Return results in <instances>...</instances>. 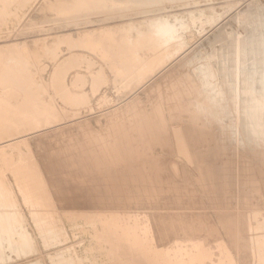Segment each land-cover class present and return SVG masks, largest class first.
<instances>
[{"label":"rangeland","instance_id":"obj_1","mask_svg":"<svg viewBox=\"0 0 264 264\" xmlns=\"http://www.w3.org/2000/svg\"><path fill=\"white\" fill-rule=\"evenodd\" d=\"M43 1L44 0L0 1V29L4 25L5 17L8 15L6 12L8 7L11 6L12 9L21 13V19L17 26L15 25L13 28L0 33V130L2 129V133L0 132V148H4L0 152V158H2L0 159V176H3L4 173L2 172H7L6 175L8 178L7 180L5 177L6 175L3 176L4 178L1 176L0 182L5 179L4 182H7V188L11 185L9 186L11 188L6 190V187H4L6 184L3 182L0 183V189H2L0 190V198H2L0 201L2 203H0L2 205H0V214L2 210L5 213L8 211L11 212L10 214L9 212L8 214L2 212L6 217L2 214V216L0 215V231L2 230L4 232L3 234L2 231L0 233V238L2 239L4 237L2 239L3 241L0 239V264H21L35 257L37 258L38 255V257L45 260H42L43 263L39 261L40 263L37 264H52V258L50 255L47 256V252H55L59 247H42V242L39 238L41 225L33 219V214H31L35 207L32 203H34L35 200L34 205L37 204L36 206L40 205L42 202L46 205L50 202L49 204H51L53 208L57 207V209H53L55 211H53L54 214H50V216H52L50 218H54L58 213L62 218L66 216H69L68 218L74 216L72 218L77 220L83 218L84 220L86 219L85 221H87L91 227L93 226L92 228L99 234H104L106 231H110L111 233L119 235L132 234L133 236L138 235L141 237L142 235L143 237V235L149 230L154 218L169 223L174 220L183 219L184 226L181 227V231L183 232L169 237L170 239H167L169 242L164 248H159L158 246L151 248L144 244H140L139 247L133 246L124 248L123 251L126 254L128 253L127 255H130L128 259L131 264H195L191 256L198 253L200 250L199 247L210 254V259H203V262L198 264H224L222 263L223 260L219 245H226V239L231 232L232 223L223 215L218 216L217 213L212 214L213 211L210 207L212 202L223 203L228 208L240 207L244 210L247 208V211L248 209L253 208L251 209L253 210V213L255 209V212L258 213L253 215L255 219L252 217L254 219H251L253 220L252 224L253 222H256L258 216L257 221L260 220L262 224L258 221L253 225L254 228L257 227V229L255 228L256 230H253V228L252 230L249 229L247 231L249 233L260 234L263 237L264 186L261 184H264V177H262L264 176V172L261 170L264 171V169L258 162L264 160V151L262 152V149L264 150V148H262L263 146H260L261 149L259 148L260 143L262 145V142L259 140L264 142V139L259 138L262 137V131L260 129L262 125H258L260 128L254 126V129L252 128L250 132L251 136L249 135L250 138L255 139L254 141H256V144H254V141V143H252L251 139L244 138L245 136H243L242 125L240 126L241 123L239 125L236 124L239 122L236 121L235 113H233L232 116L230 115V117L226 116L225 113L222 114V111H220L218 107L212 103L213 101L207 97V94L203 92V88L195 80L193 73L197 71L196 64L204 59V57H202V59L197 60L195 59L196 56L198 54L200 55V53L204 54V52H207L206 55L208 53L210 54L217 44H220V42L222 44L224 35L226 36V39L227 37L229 38L230 32H233L239 24L243 23L242 20H239L238 16H236L238 11L241 8L243 9L245 7L247 8V6H251V11L253 9L252 13L255 11L253 15L257 16L258 9L264 10V0H169V3L165 8L162 7L147 12H126V14L124 12H121L123 13L121 14L114 10L113 13H105V11H103V6H101L102 10L100 9V5L98 6V4L95 5V3H93L92 6H95L91 8L92 10L86 21L82 18L83 14L81 12L79 15H77L78 13L75 15V12L71 9L69 11L64 9V11L62 10L63 14H61V9H58L59 3H50L46 10L49 15L62 18L67 17L66 19L73 21L76 24L74 23L68 27L57 28V30L53 29L27 34L22 33L27 18L35 12H38L36 11V7ZM50 1L52 2L53 0ZM205 2L207 5H205ZM255 3L259 7H257ZM210 5L212 7L214 5V7L212 8ZM2 6L4 8L6 7V9L2 8ZM231 6L235 7L232 9ZM21 7H23L22 10ZM200 7H202L201 10ZM193 8L196 10L194 11ZM98 10L100 11L98 12ZM191 10H193V13L195 14H193ZM210 10H214L212 11L213 13ZM197 11H199L200 14ZM201 12L203 16L205 15L204 17L201 16L202 18L200 17ZM188 13L195 17L196 21L194 18L190 19L192 16H189L190 14L188 15ZM111 14H113L114 17L110 16ZM169 14H171V16ZM208 14L209 18L212 17V19H207ZM118 15H121V17H118ZM167 15L169 17H167ZM214 15L219 16H217V18ZM164 16L168 19L177 16V19H180L179 21L176 19V21L174 20V22H176L174 33L176 32L177 37L174 33L171 34L173 36L168 35V38L166 36L163 37L164 35L160 36L161 34H158L159 37L156 36L157 34H153L156 32L154 31L156 28L155 25L157 26L159 21L161 22V19L165 18ZM231 16L233 18H231ZM80 17L83 20V23H81V19L78 22L76 21V19ZM213 17L216 18V21ZM104 18L107 20L104 21ZM147 18H152L153 20L151 19L150 21H152L153 24L150 23L151 25L145 29L144 24L149 22V20H145ZM185 18L186 21L188 19L189 22L187 21V23H190V25L187 24L186 21L183 23ZM226 18L230 23L226 21ZM155 19H158L159 21L156 20V22ZM113 20L115 21L112 22ZM202 20L204 22H202ZM211 20L212 22H209ZM213 20L215 21V25L213 24ZM180 21L183 25L179 23ZM206 21H208V24ZM248 21V24H254L255 27L258 26V21L255 19H249ZM224 23L226 29L224 25L222 27V24ZM184 24L187 28H183ZM177 25L180 26V28ZM231 25L233 26L231 27ZM213 26L215 27L212 29ZM219 26L224 29L223 32L226 30L224 35L221 29H219V32ZM227 31L229 32L227 33ZM117 32L120 33L118 34ZM242 32L244 33V31ZM51 33L53 34L51 35ZM46 34L49 35L46 36ZM151 34L153 36H151ZM42 35L43 40L41 38ZM123 35L125 38H123ZM170 36L172 37L171 40ZM37 37L39 40H37ZM32 39L34 40L32 41ZM35 39L37 42H35ZM161 40L166 44L162 43ZM208 42H211V44ZM200 45L201 48L199 47ZM262 45L263 44H257V42H252L251 44L249 42V44L247 43L245 45V48L251 50V48L257 47L255 49V57L263 58L264 45ZM101 46L104 47L102 48ZM118 46H121L122 48H119ZM209 54L207 56L205 55V57L210 56ZM185 74H188V77ZM187 78H189L188 81L190 82H193L194 80V84L189 85L193 92L188 94L189 97L183 96L181 101H176V98L174 99L173 97H178V95L174 93V96H172L173 90L177 88V86L180 87L181 91L182 89H186L187 82L184 79ZM215 80L218 81L217 78H215ZM183 82L186 84L184 85ZM178 84L181 85L179 86ZM222 115H225V118ZM234 118L236 120H234ZM222 119H224V121ZM225 121L229 124L226 123L225 125ZM231 123L232 125L236 124L238 127L234 125V127H232ZM7 124L9 126H6ZM10 125H12V128ZM176 127H178V130L184 129L185 127L188 131L186 136H182V138L179 137V133V135L177 134L178 136L175 135L178 131L174 130L176 133H173V129ZM203 127L205 129H203ZM3 129H5V131H3ZM236 130L242 132L238 131L240 132V136H238L239 133H237ZM257 131H259V133H257ZM227 133L234 138L232 137V139H230L231 137L229 134L228 137ZM234 133H237L238 135H234ZM176 136L179 137L178 139H183V141L178 140ZM236 136L237 139H239L237 140L238 142L235 140ZM40 137L41 140L45 139L48 143L51 142V144H53L51 147V150L53 149L51 151L52 157H56L60 159V161L63 158L69 157L68 159L71 160L72 166L70 167L71 169L69 168L70 172L66 171L68 169L65 167H59L57 172L48 173L45 171L37 151H30L29 148L23 146V144L29 143L28 140L31 141L34 140V138L38 140ZM255 137H258L259 139ZM242 138L245 141H243ZM175 139H177L176 143L178 141H181L182 143L184 142L182 145L183 147L181 146V142H178L179 147H181L180 149L184 150L178 149V146H176L178 143L176 144L174 142ZM162 142L165 144H162ZM248 142L251 143L249 144ZM251 146H253V148ZM15 147H17L19 151L25 149V153H23L24 151H20L22 152L21 154L17 149L16 152H14L15 150L13 148ZM19 147L23 148L20 149ZM27 149L28 151H26ZM185 149L188 154L182 155V157L180 154H182V151L183 154L186 153ZM194 151L195 154L193 153ZM17 152L20 154L17 155ZM29 152H31V154ZM22 155L24 157H22ZM242 155L243 158L241 159ZM184 156L185 158L188 157V159H184ZM239 159L240 162L238 161ZM15 160L16 162L18 161L20 165L22 164V166H18L17 162V164L14 163L16 165L14 168L12 163ZM187 160L188 162L190 160V162L188 163ZM23 161L24 163L26 161V164H24ZM231 161L232 164L230 165ZM255 161H257V163ZM7 162L8 164L11 163V165H8ZM64 163H66V161H64ZM7 165L8 168L10 166L12 169L9 168L7 171ZM26 165L29 168H27L28 170L25 168ZM255 166H259L258 168H260V170ZM2 167L3 169L6 167V170L4 169V171H2ZM30 170L33 171L31 172ZM229 170H232L233 172H230ZM237 171L238 174H235ZM241 171L242 173L245 172L242 174ZM34 172L37 174H33ZM213 172L215 174H213ZM260 172L262 173L259 174ZM257 173L259 177L256 175ZM249 174L250 176H248ZM23 175L26 178L25 181ZM251 175L255 177H252ZM242 176L244 181L242 180ZM28 177L30 181L27 180ZM18 178H20L19 181L14 182L18 180ZM236 178L239 179L237 180ZM249 178H251V180ZM21 180L22 182L24 181V183H22ZM253 180H256V182L258 181L259 185L256 184L255 186V181L253 185ZM236 181L238 182L237 186ZM28 182L29 184H27ZM243 182L246 183L244 184ZM17 183L21 186L18 187ZM239 184L240 186H238ZM15 185H17L21 193L16 189ZM257 185L259 186V191L261 190L260 192L256 191L258 190ZM164 186L166 187L164 188ZM12 187L14 188L13 191ZM235 187L237 188L235 189ZM245 187L246 189H244ZM230 188L231 192H229ZM240 188L244 191H240ZM3 189L9 197L4 195L5 193ZM22 189L26 194L30 192L29 190H34V192H36L34 197L39 195V198L46 200L47 203L43 200L41 202L38 200V197H35V200L31 197V206V204H29L31 200H26L30 198L29 195L23 193V198H26L27 196L25 200L28 202L21 197L20 194L23 192ZM9 190L10 192L7 193ZM226 190L228 192H226ZM132 191L134 192L132 193ZM239 191L240 195L237 194ZM11 192H14L13 194L16 195H11ZM143 192L145 194H143ZM228 193L231 194V196ZM245 194H248V196ZM3 195L4 199H6L5 202H7V205L4 202ZM43 195H46L45 199L41 197ZM154 195H156V198ZM236 195H238V197ZM7 197L11 200L7 199ZM13 197H16L17 199H14ZM244 197L245 199H248L245 200ZM236 199L238 200L237 203ZM13 200H15V206L21 207L19 208V212L17 211L18 208H14L13 206ZM9 203L10 206L8 205ZM5 205L8 209L11 208L12 210L10 209L7 211ZM51 205H47L48 209H52ZM21 209L23 211H20ZM209 209L211 211H209ZM57 210L58 213L55 214ZM20 212L24 213L22 214ZM206 227L212 230V232H207ZM222 233L225 234L224 236L226 239ZM23 234H25L24 237ZM26 236L30 239L28 240ZM32 240L36 243L37 248L32 247ZM75 241L78 242L77 239H73L69 241L67 245L73 246L76 244ZM141 242L142 241H140V243ZM10 243L11 245H9ZM38 248L40 249L39 252L37 251ZM30 251H33L34 253H31ZM230 252L232 255V264H245L244 262L246 261V258L245 254L241 253L242 250L238 249L235 253L231 249ZM161 253H169L170 255L182 254L183 257H172L168 259L161 256ZM40 255H42V257ZM254 258L255 263L252 264H264V243L262 256L261 254H255ZM225 264L230 263L225 262Z\"/></svg>","mask_w":264,"mask_h":264},{"label":"bare ground","instance_id":"obj_2","mask_svg":"<svg viewBox=\"0 0 264 264\" xmlns=\"http://www.w3.org/2000/svg\"><path fill=\"white\" fill-rule=\"evenodd\" d=\"M1 2L3 1V0H0ZM169 0H59V2H58V0H53L52 2L50 1V0H44L43 2H41V4H39L37 7H36V11H38V12H35L33 15H31L29 18H27V21H26V23H25V25H24V27H23V29H22V33H36V32H41V31H48V30H53V29H56L57 30V28H63V27H68V26H70V25H73L75 22H73V21H70V20H68V19H66L67 17H66V15H65V17L66 18H62V17H58V16H51V15H49V13L46 11L47 10V7L49 6V4L50 3H59V8L58 9H61L60 11H64V9H67L68 11L71 9L72 11H74L75 12V15H76V13H78L77 15H79V13L81 12L82 14H80V15H82L83 17L82 18H84V20L86 21V19H88V17H89V13L91 12V8L93 7V6H95V5H97L98 4V6L100 5V7L101 6H103L104 7V10L102 9V7L100 8V9H102L103 11H105V13H113L114 11H118V12H124L125 14H126V12H131V13H133V12H147V11H150V10H157V9H160V8H165V6H167V4L169 3L168 2ZM175 1V0H174ZM189 1V0H188ZM256 1V0H255ZM185 2V1H184ZM197 2H199V1H197ZM251 2V1H250ZM249 2V3H250ZM258 2V1H257ZM6 3V2H5ZM93 3H95V5H93L92 6V4ZM171 3H172V1H171ZM176 3V2H175ZM183 3V2H182ZM206 3V2H205ZM209 3H211V2H209ZM215 3V2H214ZM234 3V2H233ZM248 3V4H249ZM173 4V3H172ZM212 4H213V2H212ZM211 4V5H212ZM238 4V3H237ZM252 4V3H251ZM256 4V3H255ZM194 5H196V4H194ZM193 5V6H194ZM198 5V4H197ZM203 5V4H202ZM205 5H207V3L205 4ZM209 5V4H208ZM210 5V6H211ZM215 5V4H214ZM214 5H213V7H214ZM235 5V4H234ZM239 5V4H238ZM1 6V5H0ZM9 6V5H8ZM199 6V5H198ZM210 6H208V7H210ZM224 6V5H223ZM249 6H250V4H249ZM256 6H257V4H256ZM262 6V5H261ZM54 7V6H53ZM57 7V6H56ZM191 7H192V5H191ZM196 7V6H195ZM212 7V6H211ZM212 7V8H213ZM227 7V6H226ZM232 7V9L235 7H233V6H231ZM257 7H259V6H257ZM2 8H4L3 6H2ZM15 8V7H14ZM17 8V7H16ZM22 8L23 7H21V10H22ZM181 8V7H180ZM185 8V7H184ZM201 8L202 7H200V10H201ZM212 8H209V9H212ZM251 6L250 7H248L247 6V8L245 7V8H241L239 11H238V13H237V15L236 16H238V19L239 20H242V24H239V26L238 27H236L235 29H234V31L233 32H230V35H229V38L227 37V39L225 38L226 36L224 35V32L226 31H224L223 32V28H221L220 26H219V28H218V30L219 29H221L222 30V32H223V35H221V36H223V42H222V44H221V42H220V44H217L216 46H215V49H213L212 50V52L209 54L210 56H208V57H205V55H206V53L204 52V54L203 53H200V55L198 54L197 56H196V58L195 59H197V60H200V59H202V57H204V59L203 60H201L198 64H196L197 65V71L195 72V73H193V76L195 77V80L201 85V87L203 88V92L204 93H206L207 94V97L211 100V101H213L212 103H214L217 107H218V109L220 110V111H222V114H224L225 113V115L226 116H229L230 117V115L232 116V114L233 113H235V115H236V119L234 118V120H236V121H238L239 123H236V121H235V123L237 124V125H239L240 123V126L242 125V132H243V136H245L244 138H246V139H251V141H252V143H254V144H256V141H254L255 139H253V138H250L249 137V135L251 136V130H252V128L255 126V127H258V125L260 126V125H262L261 126V128L260 127H258V128H260L261 129V133H262V137H259L260 139H264V62H263V58H257V57H255V54H256V48L257 47H253V48H251V50H249L248 48H245V45L248 43L249 44V42H250V44L252 43V42H257V44H263L264 45V10H260V9H258V13H257V11H256V15L257 16H255V15H253V13L255 12H253L252 13V11H253V9H252V11H251ZM262 8V7H261ZM4 9H6V7L4 8ZM57 9V8H56ZM99 9V8H98ZM206 9V8H205ZM214 9H216V8H214ZM229 9V8H228ZM231 9V10H232ZM236 9V8H235ZM234 9V10H235ZM264 9V8H263ZM95 10V9H94ZM114 10V11H113ZM193 10H194V8H193ZM193 10H191V12L193 13ZM196 10V9H195ZM194 10V11H195ZM198 10V9H197ZM199 10V11H200ZM203 10V9H202ZM238 10V9H237ZM63 11H62V13L61 14H63ZM96 11H97V9H96ZM100 10H98V12H99ZM160 11H162V10H160ZM180 11V10H179ZM188 11H189V9H188ZM199 11H197L199 14H200V12ZM211 11V10H210ZM212 11H214V10H212ZM211 11V12H212ZM226 11V10H225ZM229 11V10H228ZM6 12L8 13V15L5 17V19H4V25L2 26V28L0 29V33H2L3 31H5V30H7V29H11V28H13L15 25L17 26V24H18V22L20 21V19H21V13L20 12H18V11H15L14 9H12L11 8V6L10 7H8L7 9H6ZM74 12H73V14H74ZM92 12H94V11H92ZM169 12V11H168ZM172 12V11H171ZM175 12V11H174ZM182 12V11H181ZM185 12V11H184ZM183 12V13H184ZM186 12H187V10H186ZM190 12V13H191ZM204 12V11H203ZM223 12V11H222ZM235 12V11H234ZM66 13V12H65ZM68 13V12H67ZM117 13V12H116ZM177 13H178V10H177ZM190 13H188V15L190 14ZM191 13V14H192ZM213 13V12H212ZM2 14V13H1ZM119 14V13H118ZM121 14H123V13H121ZM153 14V13H152ZM155 14V13H154ZM167 14V13H166ZM181 14V13H180ZM189 15V16H192L193 14H195V13H193L192 15ZM219 14V13H218ZM223 14H224V12H223ZM4 15H6V14H4ZM60 15V14H59ZM74 15V16H75ZM98 15V14H97ZM104 15V14H103ZM115 15V14H114ZM138 15V14H137ZM136 15V16H137ZM158 15V14H157ZM162 15V14H161ZM165 15V14H164ZM170 16H171V14H169ZM182 15V14H181ZM184 15V14H183ZM212 15V14H211ZM222 15V14H221ZM92 16V15H91ZM95 16V15H94ZM110 16H113V14H111ZM116 16V15H115ZM146 16V15H145ZM196 16H197V14H196ZM199 16V15H198ZM204 17L203 15H202V12H201V15H200V17ZM207 16V15H206ZM213 16V15H212ZM215 17H217V16H219V15H214ZM3 17V16H2ZM64 17V16H63ZM71 17V16H70ZM73 17V16H72ZM114 17V16H113ZM118 17H121V15L119 16L118 15ZM158 17V16H157ZM156 17V18H157ZM165 18L163 19H161V22L158 20V19H155V21L156 20H158L159 21V23L157 24V26L155 25V27L157 28H155L154 29V31H156V32H154L153 34H157L156 36H158V34H161L160 36H162V35H164L163 37H167L168 35H171V34H173L174 33V29H175V24H176V22H174V20L176 19V20H178L177 19V16L175 17V16H173V17H170V19H168V18H166V16H164ZM167 17H169L168 15H167ZM181 17V16H180ZM201 17V18H202ZM215 17H213V19L215 18ZM224 17V16H223ZM235 17V16H234ZM75 18V17H74ZM98 18V17H97ZM102 18V17H101ZM124 18V17H123ZM139 18V17H138ZM144 18V17H143ZM160 18V17H159ZM187 18H188V16H187ZM192 18H194V20H195V17H191L190 19H192ZM197 18H199V17H197ZM196 18V19H197ZM218 18V17H217ZM222 18V17H221ZM220 18V19H221ZM229 18V17H228ZM231 18H233L232 16H231ZM230 18V19H231ZM236 18V17H235ZM72 19V18H71ZM81 19V17L80 18H78V19H76V21L78 22L79 20ZM128 19V18H127ZM126 19V20H127ZM133 19H135V18H133ZM141 19V18H140ZM152 19V18H151ZM150 18L148 19H145V20H149V22H146L145 24H144V28L146 29V27H149L151 24L150 23H152V21H150L151 20ZM183 19H184V17H183ZM189 19V18H188ZM188 19H187V21H188ZM206 19V18H205ZM207 19H212V17L211 18H209V14H208V18ZM206 19V20H207ZM227 19V18H226ZM225 19V20H226ZM229 19V20H230ZM249 19H255L256 21H258V26H254V24L253 25H250V24H248V20ZM82 20V19H81ZM107 19H105L104 18V21H106ZM109 20V19H108ZM143 20V19H142ZM145 20H143V21H145ZM153 20V19H152ZM175 20V21H176ZM180 20V19H179ZM178 20V21H179ZM182 20V19H181ZM194 20H192V21H194ZM199 20V19H198ZM219 20V19H218ZM218 20H217V22H218ZM232 20V19H231ZM110 21V20H109ZM115 20H113L112 22H114ZM122 21V20H121ZM142 21V22H143ZM177 21V22H178ZM186 21V18H185V20L183 21V23ZM187 21H186V23H187ZM191 21V22H192ZM196 21V20H195ZM214 21V20H213ZM215 21H216V18H215ZM215 21H214V25H215ZM226 21H228V19L226 20ZM233 21V20H232ZM238 21V20H237ZM248 21V22H247ZM1 22V21H0ZM123 22V21H122ZM134 22V21H133ZM140 22H141V20H140ZM154 22V21H153ZM157 22V21H156ZM189 22V21H188ZM198 22V21H197ZM200 22V21H199ZM202 22H204L203 20H202ZM207 22V24H208V21H206ZM209 22H212V20L211 21H209ZM216 22V23H217ZM221 22V21H220ZM222 22H223V20H222ZM225 22V21H224ZM229 23H230V21H228ZM234 22V21H233ZM255 22V21H254ZM81 23H83V20H82V22ZM92 23V22H91ZM105 23V22H104ZM120 23V22H119ZM179 23H181V21L179 22ZM185 23V24H186ZM193 23V22H192ZM226 23V22H225ZM225 23L224 24H222V27H223V25L225 26ZM235 23H236V25H237V22H236V19H235ZM241 23V22H240ZM252 23V22H251ZM46 24H50V25H46ZM76 24V23H75ZM86 24V23H85ZM108 24V23H107ZM125 24V23H124ZM153 24V23H152ZM154 24H156V23H154ZM182 24V23H181ZM185 24H184V26H183V28H185L186 26H187V24H189L190 25V23H187L186 24V26H185ZM196 24V23H195ZM211 24V23H210ZM209 24V25H210ZM256 24V23H255ZM111 25V24H110ZM112 25H114V24H112ZM128 25V24H127ZM180 25V24H179ZM183 25V24H182ZM194 25V24H193ZM197 25V24H196ZM195 25V26H196ZM119 26V25H118ZM139 26V25H138ZM141 26H142V24H141ZM178 26V25H177ZM194 26V27H195ZM199 26H200V24H199ZM227 26H228V24H227ZM230 26V25H229ZM233 25H231V27H232ZM108 27V26H107ZM113 27V26H112ZM122 27V26H121ZM154 27V26H153ZM152 27V28H153ZM179 28H180V26H178ZM191 27H193V26H191ZM196 27H198V26H196ZM215 26H213L212 27V29L214 28ZM96 28V27H95ZM102 28V27H101ZM119 28V27H118ZM129 28V27H128ZM187 28V27H186ZM189 28V27H188ZM115 29V28H114ZM113 29V30H114ZM127 29V28H126ZM178 29V28H177ZM182 29V28H181ZM225 29H226V26H225ZM19 30V29H18ZM122 30V29H121ZM132 30V29H131ZM134 30V29H133ZM149 30H151V29H149ZM153 30V29H152ZM186 30V29H185ZM195 30V29H194ZM231 30H233V29H231ZM94 31V30H93ZM119 31V30H118ZM177 31V30H176ZM182 31V30H181ZM184 31V30H183ZM190 31V30H189ZM242 31H244V33L242 32ZM19 32H21V31H19ZM54 32V31H53ZM60 32V31H59ZM97 32V31H96ZM128 32V31H127ZM133 32V31H132ZM136 32H137V29H136ZM143 32V31H142ZM144 32H146V31H144ZM178 32H180V31H178ZM186 32V31H185ZM215 32V31H214ZM219 32H220V30H219ZM221 32V33H222ZM229 31H227V33H228ZM47 33V32H46ZM100 33V32H99ZM118 33V32H117ZM120 33V32H119ZM118 33V34H119ZM152 33V32H151ZM182 33V32H181ZM181 33H180V35H181ZM53 33H51V35H52ZM56 34H57V32H56ZM111 34V33H110ZM125 34V33H124ZM129 34H131V33H129ZM138 34V33H137ZM146 34V33H145ZM149 34H150V32H149ZM175 35H176V32L174 33ZM178 34V33H177ZM217 34V33H216ZM49 35V34H48ZM47 34H46V36H48ZM55 35V34H54ZM107 35V34H106ZM180 35H178V36H180ZM213 35H215V34H213ZM212 35V36H213ZM32 36V35H31ZM58 36V35H57ZM97 36V35H96ZM113 36V35H112ZM117 36V35H116ZM151 36H153L152 34H151ZM171 36H173V35H171ZM170 36V37H171ZM210 36V35H209ZM208 36V37H209ZM220 36V35H219ZM218 36V37H219ZM27 37V36H26ZM69 37V36H68ZM138 37V36H137ZM159 37V36H158ZM169 37V36H168ZM167 37V38H168ZM176 37H177V35H176ZM217 37V38H218ZM247 37V38H246ZM28 38V37H27ZM36 38V37H35ZM42 40H43V35H42ZM96 38V37H95ZM102 38V37H101ZM109 38V37H108ZM111 38V37H110ZM119 38H120V36H119ZM123 38H125L124 37V35H123ZM140 38V37H139ZM148 38V37H147ZM153 38V37H152ZM161 38V37H160ZM181 38V37H180ZM214 38V37H213ZM216 38V39H217ZM220 38H222V37H220ZM225 38V39H224ZM44 39H46V38H44ZM107 39V38H106ZM121 39V38H120ZM163 39V38H162ZM166 39V38H165ZM172 39V37L170 38V40ZM174 39V38H173ZM178 39H179V37H178ZM207 39V38H206ZM34 39H32V41H33ZM36 40V39H35ZM37 40H39V38L37 37ZM37 40L35 41V42H37ZM47 40V39H46ZM101 40V39H100ZM127 40V39H126ZM149 40V39H148ZM147 40V41H148ZM154 40V39H153ZM156 40H157V38H156ZM164 40V39H163ZM163 40H161V42L163 41ZM167 40H169V39H167ZM212 40H214V39H212ZM211 40V41H212ZM219 40V39H218ZM97 41H99V40H97ZM122 41V40H121ZM135 41V40H134ZM146 41V42H147ZM166 41V40H165ZM210 41V40H209ZM215 41V40H214ZM222 41V40H221ZM53 42V41H52ZM51 42V43H52ZM105 42V41H104ZM141 42V41H140ZM149 42V41H148ZM152 42V41H151ZM157 42V41H156ZM168 42V41H167ZM216 42H218V41H216ZM102 43V42H101ZM107 43V42H106ZM106 43H104L105 45H106ZM109 43V42H108ZM122 43V42H121ZM135 43V42H134ZM143 43V42H142ZM154 43H155V41H154ZM162 43H164V42H162ZM169 43V42H168ZM202 43H203V41H202ZM201 43V44H202ZM207 43V42H206ZM209 43V42H208ZM124 44V43H123ZM123 44H122V47H123ZM128 44V43H127ZM126 44V45H127ZM157 44V43H156ZM164 44H166V43H164ZM200 44V43H199ZM209 44H211V42L209 43ZM255 44V43H254ZM102 45V44H101ZM150 45V44H149ZM213 45H214V43H213ZM262 45V46H263ZM26 46V45H25ZM106 46H108V45H106ZM117 46V45H116ZM151 46V45H150ZM153 46V45H152ZM44 47V46H43ZM102 47V46H101ZM104 47V46H103ZM102 47V48H103ZM119 47V46H118ZM121 47V46H120ZM119 47V48H120ZM121 47V48H122ZM126 47V46H125ZM198 47V46H197ZM200 48H201V45L199 46ZM212 47V46H211ZM249 47V46H248ZM129 48V47H128ZM213 48V47H212ZM211 48V49H212ZM264 48V47H263ZM262 48V49H263ZM110 49V48H109ZM198 49V48H197ZM210 49V50H211ZM11 50V49H10ZM14 50V49H13ZM27 50V49H26ZM29 50V49H28ZM108 50V49H107ZM123 50H125V49H123ZM199 50H201V49H199ZM36 51V50H35ZM206 51V50H205ZM263 51H264V49H263ZM262 51V52H263ZM29 52V51H28ZM108 52H109V50H108ZM112 52V51H111ZM115 52H118V51H115ZM124 52V51H123ZM126 52V51H125ZM197 52V51H196ZM261 52V51H260ZM128 54H129V52H128ZM203 54V55H202ZM207 54V55H208ZM264 54V53H263ZM262 54V55H263ZM127 55V54H126ZM195 55V54H194ZM206 55V56H207ZM114 57V56H113ZM208 58V59H207ZM2 67V66H1ZM2 69V68H1ZM185 75H187V77H188V74H185ZM179 78V77H178ZM178 78H177V80H178ZM215 78H217L218 79V81H216L215 80ZM188 79L189 78H187V79H184L186 82H187V87H186V89H182V91H181V89H180V87H178L177 86V88H175L174 90H173V93H172V96H174V93L175 94H177L178 95V97L177 96H174L173 98L175 99L176 98V101H181L182 100V98H183V96L184 97H189L188 96V94H191L193 91L191 90V88H190V86L189 85H193L194 83V80H193V82H190V81H188ZM181 81H183V80H181ZM180 81V82H181ZM179 82V83H180ZM184 83V85L186 84L185 82H183ZM179 85V84H178ZM181 85V84H180ZM179 85V86H180ZM184 88V87H183ZM185 92H186V94H185ZM183 94H185V95H183ZM177 98H178V100H177ZM136 99V98H135ZM189 99V98H188ZM133 101H134V99H133ZM205 102V101H204ZM149 106V105H148ZM127 107V106H126ZM123 108V107H122ZM119 109V108H118ZM127 110V109H126ZM153 114V113H152ZM221 114V113H220ZM225 115H222V116H224V118H225ZM228 117V118H229ZM234 117V116H233ZM233 117H232V119H233ZM221 118V117H220ZM232 119H230V120H232ZM223 121H224V119H222ZM228 120V119H227ZM233 120V121H234ZM15 121V120H14ZM222 121V122H223ZM229 121V120H228ZM196 122V121H195ZM230 122V121H229ZM13 123V122H12ZM200 123V122H199ZM226 123H228V122H224V124L226 125ZM233 123V122H232ZM232 123H231V125H232ZM17 124V123H16ZM229 124V123H228ZM234 125V126H236V127H238L237 125ZM28 125V124H27ZM132 125V124H131ZM160 125V124H159ZM230 125V126H231ZM232 125V127H234ZM6 126H9L8 124L6 125ZM11 126V128H12V125H10ZM14 126V125H13ZM22 126V125H21ZM25 126V125H24ZM224 126V125H223ZM14 127H16V126H14ZM14 127H13V129H14ZM162 127V126H161ZM193 127V126H192ZM229 127V126H228ZM178 127H176L175 129H173V133H176L175 131H178L175 135H177L178 133L180 134H178L179 135V137H182V136H186V134H187V130L185 129V127H184V129H180V130H178L177 129ZM183 128V127H182ZM222 128V127H221ZM230 128V127H229ZM228 128V129H229ZM6 129V128H5ZM5 129H3V131H5ZM17 129V128H16ZM20 129V128H19ZM177 129V130H176ZM194 129V128H193ZM203 129H205L204 127H203ZM224 129H226V128H224ZM230 129H232V128H230ZM235 129V128H234ZM237 129V128H236ZM254 129V128H253ZM2 130V129H1ZM0 130V132L2 133V131ZM7 130V129H6ZM18 130V129H17ZM175 130V131H174ZM227 130V129H226ZM233 130V129H232ZM10 131V130H9ZM8 131V132H9ZM160 131V130H159ZM194 131V130H193ZM207 131V130H206ZM218 131H219V128H218ZM221 131H223V130H221ZM230 131V130H229ZM234 131V130H233ZM238 131H240V130H236V132L237 133H239V135L236 133H234V135H238V136H240V132H238ZM223 132H225V131H223ZM228 132V131H227ZM241 132V133H242ZM4 133V132H3ZM11 133V132H10ZM163 133V132H162ZM222 133V132H221ZM256 133V132H255ZM257 133H259V131H257ZM256 133V134H257ZM260 133V134H261ZM5 134H6V132H5ZM9 134V133H8ZM159 134V133H158ZM191 134V133H190ZM199 134V133H198ZM229 133H227V135H228ZM2 135V134H1ZM162 135V134H161ZM177 135V136H178ZM223 135V134H222ZM230 135V134H229ZM229 135H228V137H229ZM242 135V134H241ZM254 135V134H253ZM252 135V136H253ZM258 135V134H257ZM256 135V136H257ZM176 136V137H177ZM195 136V135H194ZM255 136V135H254ZM253 136V137H254ZM23 137V136H22ZM38 137V136H37ZM129 137V136H128ZM159 137V136H158ZM179 137H177V139L179 138ZM219 137V136H218ZM230 137H231V135H230ZM233 137V136H232ZM232 137L230 138V139H232ZM24 138V137H23ZM29 138V137H28ZM44 138V137H43ZM162 138V137H161ZM170 138V137H169ZM183 138V137H182ZM197 138V137H196ZM234 138V137H233ZM240 138V137H239ZM255 138H257V139H259L258 137H255ZM22 139V138H21ZM20 139V140H21ZM27 139V138H26ZM33 139V138H32ZM177 139H175V143H176V141H177ZM192 139V138H191ZM209 139V138H208ZM253 139V140H252ZM256 139V140H257ZM39 140V141H38ZM38 140L37 139H35L34 138V140H31V141H29L28 140V142L29 143H26V144H23V146L24 147H27V148H29V150L30 151H37V153L39 154V156H40V159H41V163H42V165H43V167H44V169H45V171H47L48 173H54V172H57L58 171V169H59V167H65L66 169H68V170H66V171H68V172H70L69 171V168L70 167H72L71 166V160L70 159H68V158H63L61 161H60V159H58V158H56V157H52V154H51V151L53 150H51V147H52V145L53 144H51V142L50 143H48L47 141H45V139H42L41 140V137L40 138H38ZM164 140H166V139H164ZM178 140H181V141H183V139H178ZM198 140V139H197ZM220 140V139H219ZM235 140L237 141V140H239V139H237V136H236V138H235ZM241 140V139H240ZM242 140H243V138H242ZM24 141V140H23ZM181 141H178L179 143L181 142ZM233 141H234V139H233ZM243 141H245V140H243ZM247 141V140H246ZM254 141V142H253ZM259 141H261L262 142V145H261V143H260V145H259V148H260V146L262 147V148H264V145H263V141L262 140H259ZM17 142V141H16ZM26 142H27V140H26ZM167 142H168V140H167ZM177 142V143H178ZM238 142V141H237ZM13 143V142H12ZM176 143V144H177ZM179 143L176 145V146H178V149L179 150H184V149H180L181 147H179ZM184 143V142H183ZM183 143L181 142V146L183 145ZM202 143V142H201ZM219 143V142H218ZM239 143H240V141H239ZM249 143V142H248ZM248 143H246V144H248ZM251 143V142H250ZM249 143V144H250ZM14 144V143H13ZM62 144V143H61ZM162 144H165V143H163L162 142ZM169 144V143H168ZM211 144V143H210ZM220 144V143H219ZM242 144V143H241ZM245 144V143H244ZM253 145V144H252ZM16 146H17V144H16ZM77 146V145H76ZM186 146V145H185ZM220 146V145H219ZM254 146V145H253ZM253 146H251L252 148H253ZM257 146V145H256ZM183 147V146H182ZM20 148V147H19ZM21 148H23V147H21ZM20 148V149H21ZM176 148V147H175ZM185 148V147H184ZM198 148V147H197ZM207 148V147H206ZM220 148V147H219ZM257 148V147H256ZM4 148H0V152H1V150H3ZM15 151L14 152H16V149H17V147H15V148H13ZM190 149V148H189ZM193 149V148H192ZM222 149V148H221ZM261 149V148H260ZM18 150V149H17ZM25 149H23V150H20V151H24ZM70 150V149H69ZM198 150V149H197ZM258 150V149H257ZM256 150V151H257ZM19 151V150H18ZM19 151V152H20ZM26 151H28V149L26 150ZM185 151H186V149H185ZM193 151V150H192ZM223 151V150H222ZM264 150L262 149V152H263ZM17 152L18 154L17 155H19L20 153L22 154V152ZM34 152V153H35ZM179 152V151H178ZM220 152H221V150H220ZM219 152V153H220ZM259 152V151H258ZM23 153H25V151L23 152ZM30 154H31V152H29ZM55 153V152H54ZM72 153V152H71ZM194 154H195V151L193 152ZM14 154V153H13ZM186 154H188L187 153V151H186V153H184L183 154V151H182V154H180L181 156L182 155H186ZM260 154H261V151H260ZM260 154H259V156H260ZM32 155H33V153H32ZM35 155H36V153H35ZM65 155H66V153H65ZM221 155V154H220ZM15 156V155H14ZM26 156H27V154H26ZM25 156V157H26ZM62 156V155H61ZM141 156V155H140ZM188 156V155H187ZM186 156V157H187ZM196 156V155H195ZM204 156H205V153H204ZM214 156V155H213ZM216 156V155H215ZM223 156V155H222ZM263 156V155H262ZM22 157H24L23 155H22ZM30 157V156H29ZM75 157V156H74ZM183 157V156H182ZM201 157V156H200ZM256 157H257V155H256ZM16 158V157H15ZM31 158V157H30ZM152 158V157H151ZM189 158H190V156H189ZM243 158V155H242V157H241V159ZM259 158V157H258ZM264 158V157H263ZM0 159H2V158H0ZM10 159V158H9ZM23 159V158H22ZM26 159H27V157H26ZM25 159V160H26ZM91 159V158H90ZM153 159H156V158H153ZM184 159H188V157L187 158H185V156H184ZM195 159V158H194ZM193 159V160H194ZM260 159H261V156H260ZM18 160V159H17ZM20 160H21V158H20ZM30 160V159H29ZM36 160V159H35ZM85 160H87V159H85ZM147 160V159H146ZM164 160V159H163ZM162 160V161H163ZM196 160V159H195ZM4 161V160H3ZM28 161V160H27ZM32 161V160H31ZM33 161H34V157H33ZM64 161H66V163H64ZM151 161V160H150ZM160 161H161V158H160ZM239 162H240V159L238 160ZM237 161V162H238ZM263 162H264V160H262ZM262 161H258L259 162V164H260V166L262 165L263 166V169H264V164H263V162ZM6 162V161H5ZM18 162V161H17ZM17 162H16V160L12 163L13 165H14V168L16 167V165L14 164V163H16L17 164ZM21 162V161H20ZM29 162V161H28ZM38 162V161H37ZM187 162H188V160H187ZM189 162H190V160H189ZM188 162V163H189ZM193 162V161H192ZM203 162V161H202ZM222 162V161H221ZM220 162V163H221ZM236 162V161H235ZM239 162H238V164H239ZM242 162H244V161H242ZM256 163H257V161H255ZM261 162V163H260ZM22 163V162H21ZM23 163H24V161H23ZM36 163V162H35ZM39 163V162H38ZM160 163V162H159ZM197 163V162H196ZM2 164V163H1ZM7 164H8V162H7ZM24 164H26V161H25V163ZM28 164H31V163H28ZM37 164V163H36ZM204 164V163H203ZM232 164V161H231V163H230V165ZM234 164V163H233ZM237 164V163H236ZM244 164H246V163H244ZM254 164V163H253ZM5 165V164H4ZM8 165H11V163H9ZM8 165H7V171L9 170V168H10V166H9V168H8ZM18 166H22V164L20 165L19 164V162H18V164H17ZM196 165V164H195ZM205 165V164H204ZM256 165V164H255ZM258 165V164H257ZM3 166V165H2ZM6 166V165H5ZM32 166H33V164H32ZM37 166V165H36ZM36 166H34V167H36ZM39 166V165H38ZM194 166V165H193ZM196 166H198V165H196ZM237 166H239V165H237ZM13 167V166H12ZM31 167V166H30ZM229 167V166H228ZM227 167V168H228ZM233 167V166H232ZM240 167V166H239ZM252 167V166H251ZM256 167V166H255ZM259 167V166H258ZM258 167H256V168H258ZM6 168V167H5ZM4 168V169H5ZM19 168H21V167H19ZM19 168H18V170H19ZM26 169L28 168V166L26 165V167H25ZM142 168V167H141ZM238 168V167H237ZM253 168H254V166H253ZM262 168V167H261ZM2 169H3V167H2ZM4 169L2 170V171H4ZM10 169H12V168H10ZM29 169V168H28ZM27 169V170H28ZM35 169V168H34ZM61 169V168H60ZM71 169V168H70ZM205 169H206V167H205ZM214 169H215V167H214ZM222 169V168H221ZM249 169V168H248ZM255 169V168H254ZM259 170H260V168H258ZM6 170V169H5ZM23 170H24V166H23ZM39 170V169H38ZM64 170V169H63ZM154 170V169H153ZM236 170V169H235ZM238 170H239V168H238ZM241 170L243 171V169L241 168ZM250 170V169H249ZM256 170V169H255ZM13 171V170H12ZM16 171H17V169H16ZM31 172L33 171V170H30ZM35 171V170H34ZM36 171H37V169H36ZM60 171V170H59ZM221 171V170H220ZM230 171V170H229ZM232 171V170H231ZM230 171V172H231ZM242 171H241V173H242ZM245 171H247V170H245ZM244 171V172H245ZM257 171V170H256ZM262 172H264L263 170H261ZM21 172V171H20ZM26 172H28V171H26ZM30 172V173H31ZM41 172V171H40ZM212 172V171H211ZM224 172V171H223ZM233 172V171H232ZM243 172V173H244ZM262 172H260L259 174H261ZM2 173H4L3 174V176H5L6 175V173L5 172H2ZM22 173V172H21ZM36 172H34L33 174H35ZM238 174V171L237 172H235V174ZM240 173V174H241ZM242 173V174H243ZM248 173V172H247ZM246 173V174H247ZM254 173V172H253ZM23 174V173H22ZM37 174V173H36ZM40 174V173H39ZM143 174H144V171H143ZM150 174V173H149ZM198 174V173H197ZM213 174H215L214 172H213ZM221 174V173H220ZM225 174V173H224ZM223 174V175H224ZM252 174V173H251ZM255 174V173H254ZM17 175V174H16ZM31 175H32V173H31ZM30 175V176H31ZM202 175V174H201ZM201 175H199V176H201ZM258 177H259V175H258V173L256 174ZM2 176V175H1ZM1 176H0V178H1ZM2 176V177H3ZM20 176H22V175H20ZM28 176V175H27ZM197 176V175H196ZM216 176V175H215ZM214 176V177H215ZM240 176V175H239ZM248 176H250V174L248 175ZM252 177H255V176H253V175H251ZM6 178H7V175L5 176ZM23 177H24V175H23ZM142 177V176H141ZM156 177V176H155ZM166 177V176H165ZM218 177V176H217ZM224 177V176H223ZM228 177V176H227ZM234 177V176H233ZM232 177V178H233ZM236 177H237V175H236ZM246 177V176H245ZM262 177H264V176H262ZM4 178V177H3ZM2 178V179H3ZM15 178V177H14ZM21 178V177H20ZM20 178H18V180H16V181H14V182H17V181H19V179ZM50 178V177H49ZM248 178V177H247ZM247 178H246V180H247ZM261 178V177H260ZM15 179H17V178H15ZM25 177H24V181H25ZM152 179V178H151ZM176 179V178H175ZM200 179V178H199ZM227 179V178H226ZM237 179V178H236ZM239 179V178H238ZM237 179V180H238ZM241 179V178H240ZM250 180H251V178H249ZM255 179V178H254ZM256 179H258V178H256ZM263 179V178H262ZM261 179V180H262ZM1 180V179H0ZM5 180V179H4ZM4 180H2L1 182H3L4 184H6L5 182H4ZM7 180H8V178H7ZM27 180H29V177H28V179ZM194 180V179H193ZM242 180H243V176H242ZM241 180V181H242ZM258 180H260V179H258ZM24 181L22 182V180H21V182L22 183H24ZM30 181V180H29ZM122 181V180H121ZM133 181V180H132ZM214 181H216V180H214ZM225 181V180H224ZM244 181V180H243ZM256 182V180H253V185H254V183ZM0 182V183H1ZM60 182V181H59ZM194 182V181H193ZM220 182H221V180H220ZM237 182V181H236ZM240 182V181H239ZM258 182V181H257ZM255 183V186H256V184H258L259 185V182L258 183ZM260 182H262V181H260ZM2 183V184H3ZM21 183V184H22ZM156 183V182H155ZM173 183V182H172ZM196 183H197V181H196ZM205 183V182H204ZM229 184H231L230 182H228ZM244 183V182H243ZM246 183V182H245ZM244 183V184H245ZM3 184V185H4ZM11 184V183H10ZM18 184V183H17ZM27 184H29V182L27 183ZM163 184H164V182H163ZM203 184V183H202ZM212 184V183H211ZM237 184H238V182L236 183V186H237ZM8 185H9V182H8ZM25 185H26V182H25ZM24 185V186H25ZM149 185H151V184H149ZM158 185V184H157ZM166 185H167V183H166ZM234 185V184H233ZM257 185V189H258V186ZM262 186H264V184L262 183L261 184ZM9 186H11V185H9ZM8 186V188H11V187H9ZM19 186H21V185H19L18 184V187ZM28 186V185H27ZM26 186V187H27ZM176 186V185H175ZM178 186V185H177ZM198 186V185H197ZM218 186V185H217ZM222 186V185H221ZM227 186V185H226ZM229 186V185H228ZM232 186V185H231ZM238 186H240V184L238 185ZM254 186V187H255ZM4 187H6V190L8 189L7 188V184H6V186H4ZM15 187H16V189L17 190H19V188L17 187V185H15ZM25 187V188H26ZM166 186H164V188H165ZM173 187V186H172ZM214 187V186H213ZM224 187V186H223ZM243 187V186H242ZM3 188V187H2ZM13 188V187H12ZM24 188V187H23ZM28 188H29V186H28ZM163 188V189H164ZM233 188V187H232ZM237 187H235V189H236ZM20 189H21V187H20ZM30 189H31V187H30ZM33 189V188H32ZM152 189V188H151ZM185 189V188H184ZM214 189V188H213ZM228 189V188H227ZM241 189V188H240ZM244 189H246V187L244 188ZM260 189H263V188H260ZM0 190H2V189H0ZM4 190V189H3ZM11 190V189H10ZM10 190L7 192V193H9L10 192ZM14 190V188L12 189V191ZM16 190V191H17ZM23 190V189H22ZM29 190V189H28ZM122 190V189H121ZM160 190V189H159ZM162 190V189H161ZM197 190V189H196ZM225 190V189H224ZM239 190V189H238ZM243 189H241L240 191H242ZM264 190V189H263ZM20 191V190H19ZM30 192H28L27 194L25 193V191L23 190V192H22V194H20L21 195V197L23 198V193H25L26 195H29L30 196V198H28V199H26L27 198V196H26V198H23L24 200L26 199V200H28V201H30L31 200V197H32V199L33 200H35L36 198L35 197H38V200H40L41 202H42V200L43 199H40L39 198V195H36L35 197H34V195H35V193L36 192H34V190L33 191H31V190H29ZM119 191V190H118ZM152 191V190H151ZM154 191V190H153ZM201 191V190H200ZM235 191V190H234ZM240 191L237 193V194H239L240 195ZM244 191V190H243ZM256 191H258V192H260L259 191V189L258 190H256ZM34 192V193H33ZM43 192V191H42ZM87 192V191H86ZM120 192V191H119ZM134 191H132V193H133ZM146 192V191H145ZM161 192V191H160ZM222 192V191H221ZM226 192H228L227 190H226ZM229 192H231V188H230V191ZM235 192H237V191H235ZM264 192V191H263ZM2 193H3V191H2ZM4 193H5V190H4ZM14 192H11V195L13 194ZM20 193H21V191H20ZM131 193V194H132ZM149 193V192H148ZM147 193V194H148ZM154 193V192H153ZM202 193V192H201ZM225 193V192H224ZM254 193H256V192H254ZM262 193V192H261ZM0 194H1V192H0ZM37 194H39V193H37ZM125 194V193H124ZM143 194H145L144 192H143ZM157 194V193H156ZM229 194V193H228ZM228 194H227V196H228ZM234 194V193H233ZM236 194V193H235ZM244 194V193H243ZM249 194V193H248ZM248 194L246 195V196H248ZM259 194V193H258ZM4 195H6V193L4 194ZM4 195L2 196L3 197V199H4ZM13 195H16V194H13ZM18 195V194H17ZM116 195V194H115ZM114 195V196H115ZM136 195V194H135ZM142 195V194H141ZM152 195V194H151ZM161 195V194H160ZM230 196H231V194H229ZM1 196V195H0ZM6 196H8V195H6ZM46 196V195H45ZM45 196L43 195V196H41V197H43L44 199H45ZM121 196V195H120ZM123 196V195H122ZM132 196V195H131ZM146 196V195H145ZM155 196V198H156V195H154ZM191 196V195H190ZM201 196H203V195H201ZM226 196V195H225ZM225 196H224V198H225ZM233 196V195H232ZM237 197H238V195H236ZM251 196V195H250ZM9 197V196H8ZM7 197V199H10V198H8ZM67 197V196H66ZM87 197V196H86ZM126 197V196H125ZM133 197V196H132ZM175 197V196H174ZM215 197V196H214ZM11 198H12V196H11ZM14 198V197H13ZM16 198V197H15ZM14 198V199H15ZM35 198V199H34ZM148 198V197H147ZM151 198V197H150ZM159 198V197H158ZM192 198V197H191ZM196 198V197H195ZM217 198V197H216ZM231 198V197H230ZM236 198V197H235ZM242 198V197H241ZM250 198V197H249ZM1 199L2 198H0V201H1ZM17 199V198H16ZM47 199V198H46ZM121 199V198H120ZM226 199V198H225ZM232 199V198H231ZM238 199V198H237ZM236 199V200H237ZM239 199H240V197H239ZM244 199H245V197H244ZM243 199V200H244ZM248 198H246L245 200H247ZM11 200V199H10ZM25 200V201H26ZM126 200V199H125ZM227 200H229V199H227ZM235 200V201H236ZM244 200V201H245ZM250 200V199H249ZM6 201V199H4V202ZM14 201L15 200H13V206H14V208H16L17 206H15L16 205V203L14 204ZM19 201V200H18ZM28 201H26V202H28ZM36 201V200H35ZM35 201H34V203H32V200H31V202L29 203V204H33V206H35V207H38V208H35L34 207V210H33V213H31V214H33V219L34 220H36L37 222H38V224L39 225H41L40 226V229H41V233L39 234L40 236H39V238H40V240H41V242H42V247H44V248H51V247H59L55 252H47V256H51V258H52V264H131L130 262H129V257H130V255H127L124 251H123V249L124 248H127V247H133V246H135V247H139L140 246V244L141 245H145V246H148V247H153V248H155V247H159V248H164V247H166L167 246V243L169 242V241H167V239L169 238V237H172L173 235H177V233H180V232H183V231H181V227H183L184 225V223H183V219L181 218V220H174V221H172L171 223H169V222H162V221H159V220H157V218H154V220H153V223L150 225V227H149V230L145 233V235H143V237H142V235H141V237H139L138 235L137 236H133L132 234H124V235H119V234H115V233H111L110 231H106V233H102V234H99L96 230H94L91 226H90V224L87 222V221H85L83 218H81V219H75V218H72V217H74V216H71V218H68L66 215V217H60L59 215V213H58V210L55 212V214L56 213H58L56 216H54V218H50V217H52V216H50V214L52 213V214H54V212L53 211H55V210H53L54 208H53V206L51 205V204H49L50 202H48V204L47 205H51L52 206V209H48V207H47V205L46 204H44L43 202L40 204V205H38V206H36V205H34L35 204ZM43 201H46V200H43ZM49 201V200H48ZM206 201V200H205ZM232 201H234V200H232ZM251 201V200H250ZM248 201L249 203H251V202H253V201ZM257 201V200H256ZM3 202V201H2ZM3 202V203H4ZM9 202V201H8ZM25 202V203H26ZM207 202V201H206ZM238 202V200L236 201V203ZM243 202V201H242ZM247 202V201H246ZM1 203V202H0ZM6 203V205H7V202H5ZM11 203V202H10ZM10 203L8 204L9 206H10ZM19 203V202H18ZM17 203V204H18ZM40 203V202H39ZM46 203H47V201H46ZM166 203V202H165ZM2 204V203H1ZM0 204V205H1ZM12 204V203H11ZM27 204V203H26ZM32 204H31V206H32ZM226 204V203H225ZM233 204V203H232ZM239 204H240V202H239ZM239 204H238V206H239ZM241 204H244V203H241ZM248 204V203H247ZM5 205V206H6ZM87 205V204H86ZM90 205V204H89ZM228 205V204H227ZM231 205V204H230ZM234 205V204H233ZM245 205H246V203H245ZM245 205H244V207H245ZM2 206V205H1ZM4 206V207H5ZM8 206V207H9ZM18 206H21V205H18ZM250 206H252V205H250ZM3 207V208H4ZM50 207V206H49ZM88 207V206H87ZM211 209H212V211H213V213L212 214H214V213H217L218 214V216H221V215H223V216H225V218H227L228 220H230L231 221V223H232V228H231V232H230V234L228 235V237H227V239H226V237L224 236L225 234H223V236L225 237V239H226V245L224 246V245H219V248H220V251H221V256H222V263H224L225 264V262L226 263H230V264H232V255H231V249L236 253V251H238V249L239 250H242V254H245V258H246V261L244 262L245 264H252V263H255V258H254V256H255V254L256 255H260L261 254V256H262V251H263V243H264V236L262 237L260 234H257V233H249L247 230H249V229H253L254 227H253V225H254V223H256V222H260V220H258L257 221V219H258V217H257V219H256V222H253V224H252V221L255 219L254 217H253V215L256 213L255 212V209H254V213L252 212L253 210H251V209H253V208H251V209H248V211L246 210L247 208H245V210L244 209H242V208H240V207H237V208H228V207H226V205H224L223 203H219V202H212L211 203ZM231 207V206H230ZM236 207V206H235ZM243 207V208H244ZM13 208V207H12ZM18 208V212H19V208H21V207H17ZM28 208H29V205H28ZM51 208V207H50ZM78 208V207H77ZM11 209V208H10ZM10 209H8L7 208V206H6V210L8 211V210H10ZM55 209H57V207L55 208ZM1 210H2V208H1ZM12 210V209H11ZM66 210V209H65ZM79 210V209H78ZM81 210V209H80ZM88 210V209H87ZM86 210V211H87ZM93 210V209H92ZM130 210V209H129ZM133 210V209H132ZM143 210H146V209H143ZM151 210V209H150ZM154 210V209H153ZM160 210V209H159ZM174 210V209H173ZM178 210V209H177ZM20 211H23L22 209L20 210ZM32 211V210H31ZM69 211V210H68ZM91 211V210H90ZM96 211V210H95ZM175 211V210H174ZM209 211H211L210 209H209ZM257 211V210H256ZM2 212L3 213H5L3 210H2ZM1 212V214L2 215H4L5 217H6V213L8 214V212H9V214L11 213L10 211H8V212H6L5 214H3ZM14 212H16V211H14ZM59 212H60V209H59ZM65 212V211H64ZM116 212V211H115ZM13 213V212H12ZM20 213H22V212H20ZM24 213V212H23ZM22 213V214H23ZM66 213V212H65ZM85 213V212H84ZM178 213H179V211H178ZM258 213V212H257ZM256 213V214H257ZM0 214V215H1ZM15 214V213H14ZM30 214V213H29ZM255 214V215H256ZM1 215V216H2ZM12 215V214H11ZM70 215V214H69ZM85 215V214H84ZM178 215V214H177ZM89 216V215H88ZM164 216V215H163ZM86 217V216H85ZM120 217V216H119ZM180 217V216H179ZM254 219H253V218ZM2 218V217H1ZM95 218H96V216H95ZM104 218V217H103ZM218 218H220V217H218ZM27 219V218H26ZM31 219V218H30ZM251 219H253V220H251ZM261 219V218H260ZM105 220V219H104ZM119 220V219H118ZM4 221V220H3ZM201 221V220H200ZM23 223V222H22ZM94 223H95V221H94ZM98 223V222H97ZM118 223V222H117ZM128 223V222H127ZM229 223V222H228ZM25 224V223H24ZM259 224V223H258ZM260 224H262V222H260ZM2 225V224H1ZM12 225V224H11ZM23 225V224H22ZM95 225V224H94ZM101 225V224H100ZM105 225V224H104ZM112 225V224H111ZM223 225V224H222ZM252 225V226H251ZM29 226V225H28ZM137 226V225H136ZM135 226V227H136ZM256 226V225H255ZM258 226V225H257ZM261 226V225H260ZM1 227V226H0ZM4 227V226H3ZM20 227V226H19ZM18 227V228H19ZM30 227V226H29ZM130 227V226H129ZM250 227H252V228H250ZM99 228V227H98ZM101 228V227H100ZM107 228V227H106ZM256 229H257V227H255ZM253 229V230H256V229ZM259 228V227H258ZM122 229V228H121ZM221 229V228H220ZM4 230V229H3ZM14 230V229H13ZM117 230V229H116ZM2 231V230H1ZM1 231H0V233H1ZM6 231V230H5ZM9 231H11V230H9ZM112 231V230H111ZM206 231L207 232H212V230H210L209 228H207L206 227ZM222 231H223V229H222ZM247 231V232H246ZM115 232V231H114ZM117 232V231H116ZM258 232V231H257ZM4 232L2 231V234H3ZM226 233V232H225ZM261 233V232H260ZM24 235L25 234H23V237H24ZM258 235H260V236H258ZM264 235V234H263ZM2 236V235H1ZM6 236V235H5ZM27 237V236H26ZM36 237V236H35ZM4 238V237H3ZM2 238V239H3ZM28 238V237H27ZM180 238V237H179ZM1 239V238H0ZM1 239V240H2ZM9 239V238H8ZM22 239V238H21ZM23 239H25V238H23ZM30 238H28V240H29ZM73 239H77V241L78 242H76V244L75 245H67V243H69V241H71V240H73ZM170 239V238H169ZM181 239V238H180ZM6 240V239H5ZM219 240V239H218ZM3 241V240H2ZM1 241V242H2ZM140 241H142L141 243H140ZM5 242V241H4ZM37 242V241H36ZM32 247H35V248H37V246H36V243H34L33 242V240H32ZM72 243V242H71ZM170 244V243H169ZM9 245H11V243L9 244ZM38 245V244H37ZM178 247V246H177ZM1 248V247H0ZM34 248V249H35ZM142 248V247H141ZM130 249V248H129ZM200 249V250H199ZM199 249H197V250H199L198 251V253L197 254H193L191 257H192V259H193V262L195 263V264H198V263H200V262H203V259H207V258H209L210 259V254L209 253H207V251L206 250H202L201 249V247H199ZM3 250V249H2ZM33 250V249H32ZM55 250V249H54ZM144 250V249H143ZM151 250V249H150ZM167 250V249H166ZM257 250V251H256ZM35 251H36V249H35ZM38 252L40 251V249L38 248V250H37ZM53 251V250H52ZM163 251V250H162ZM245 251V252H244ZM256 251V252H255ZM29 252V251H28ZM28 252H26V253H28ZM31 253L33 252V251H30ZM168 252V251H167ZM176 252V251H175ZM184 252V251H183ZM255 252V253H254ZM34 253V252H33ZM46 253V252H45ZM135 253V252H134ZM192 253V252H191ZM257 253H260V254H257ZM30 254V253H29ZM26 255V254H25ZM28 255V254H27ZM133 255V254H132ZM161 256H164L165 258H182L183 257V255L182 254H180V255H176V254H174V255H170L169 253H167V254H165V253H161L160 254ZM39 256V255H38ZM37 256V258L35 257V258H33V259H31V260H28V261H26V262H23V263H21V264H33V263H43V261L45 260H43L42 258H40V257H38ZM41 257H42V255H40ZM138 256V255H137ZM178 256V257H177ZM186 256V255H185ZM132 257V256H131ZM260 257V256H259ZM44 258V257H43ZM132 258H134V257H132ZM140 258V257H139ZM186 258V257H185ZM136 259V258H135ZM43 260V261H42ZM219 260V259H218ZM40 261V262H39ZM129 262V263H128ZM137 262V261H136ZM258 262V261H257ZM256 262V263H257ZM48 263V262H47ZM138 263H140V262H138ZM259 263H260V261H259ZM173 264V263H172ZM218 264V263H217Z\"/></svg>","mask_w":264,"mask_h":264}]
</instances>
